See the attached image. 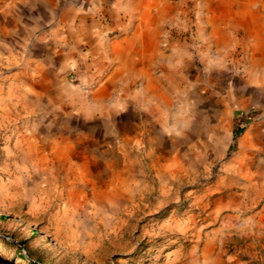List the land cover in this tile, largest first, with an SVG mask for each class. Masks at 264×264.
Instances as JSON below:
<instances>
[{
  "label": "rangeland",
  "instance_id": "rangeland-1",
  "mask_svg": "<svg viewBox=\"0 0 264 264\" xmlns=\"http://www.w3.org/2000/svg\"><path fill=\"white\" fill-rule=\"evenodd\" d=\"M124 1L0 5V264H264V148L241 142L264 64L191 0ZM143 3L146 52L116 70Z\"/></svg>",
  "mask_w": 264,
  "mask_h": 264
},
{
  "label": "crops",
  "instance_id": "crops-1",
  "mask_svg": "<svg viewBox=\"0 0 264 264\" xmlns=\"http://www.w3.org/2000/svg\"><path fill=\"white\" fill-rule=\"evenodd\" d=\"M33 1L34 0H0V5L5 6V8L1 9V11L5 13V16H7L5 18L10 19L13 14H17L18 10H20V6L26 5ZM120 3L123 5L125 3L127 5L131 4L124 0H82L84 7L81 12L85 15H92V13H96L102 17L104 14H114L118 12V6L121 5ZM184 4L185 3L182 1H176L172 4L166 3V13H175L177 15L176 21L182 22L185 14L189 12V10H185L183 8ZM190 4L192 7V19L203 20L206 23V26L203 27V30L206 31L207 37L220 38L223 36H235L236 31L240 30L242 31L240 36L247 38V41L245 42L246 52H248L250 50L249 48L252 47L253 38L251 35H249V29L247 30L240 24H237L236 21L243 20L244 24L247 26H252L254 23L261 24L264 29V21H261L264 20V0H191ZM90 5H95L98 9H89L88 6ZM157 12H160V10L154 11L153 14H157ZM153 29L155 30L154 26L150 27L151 31ZM260 39L258 40L256 48L258 54L253 60H255L257 63L264 64V36ZM254 140L256 141V146L262 143L264 148V119L257 122L255 128L248 126L243 130L241 142H245L247 144L246 146L248 147L253 145Z\"/></svg>",
  "mask_w": 264,
  "mask_h": 264
},
{
  "label": "bare ground",
  "instance_id": "bare-ground-1",
  "mask_svg": "<svg viewBox=\"0 0 264 264\" xmlns=\"http://www.w3.org/2000/svg\"><path fill=\"white\" fill-rule=\"evenodd\" d=\"M126 4V3H125ZM146 3H143V5L141 7H137V18L136 20H139V22L137 23V25L132 24V26L130 27V32L128 33V36L126 38H124L123 40H118L111 42L110 43V48H111V52L113 55V58L115 59V69L116 70H131L134 69L135 65L137 64V60L133 59L132 55H131V51H132V47L131 44L136 45L138 47H140V49L136 50L137 53H144L146 52L145 50V46L147 44V37H148V33H147V27L145 24V20H146V16H147V8H146ZM132 7V6H131ZM223 8V7H222ZM239 8V7H238ZM220 9V8H219ZM245 9V8H244ZM238 10V9H237ZM133 11V10H132ZM221 12V11H220ZM231 12V11H230ZM241 12V11H239ZM253 12V11H252ZM257 13V12H255ZM149 15V14H148ZM245 16V15H244ZM230 17V16H229ZM135 18V17H133ZM211 18V17H210ZM235 19V18H234ZM245 19V18H244ZM215 20V19H214ZM232 20V19H231ZM256 20V19H255ZM211 21V20H210ZM227 21V20H226ZM246 21V20H245ZM264 21V20H261ZM136 22V21H135ZM237 24H240L241 26H243L244 28H246L247 30L249 29V35L252 36L253 38V42H252V47H250L248 53H249V62L250 63V67L253 68L252 63L254 62L253 59H255L257 57V43L258 40L264 36V29L261 26V24H257L254 23L252 24V26H247L244 24L243 20H237L236 21ZM250 23V22H249ZM224 24V23H223ZM214 25V24H213ZM214 27V26H213ZM231 27V25H230ZM211 28V27H210ZM215 31V30H214ZM150 33V32H149ZM153 37V36H152ZM219 38V37H216ZM217 39H215L213 41L214 44L217 43L216 41ZM261 40V39H260ZM264 41V40H263ZM230 42V41H229ZM152 46V45H151ZM264 47V46H263ZM152 48V47H151ZM131 49V50H130ZM149 49V48H148ZM152 51V50H151ZM264 52V51H263ZM262 52V53H263ZM264 54V53H263ZM139 57V56H138ZM258 61V60H257ZM141 65V64H140ZM139 65V66H140ZM138 66V67H139ZM142 70V69H140ZM146 74V73H145ZM148 86V81L143 85V88ZM144 88V89H145ZM247 141V140H246Z\"/></svg>",
  "mask_w": 264,
  "mask_h": 264
},
{
  "label": "trees",
  "instance_id": "trees-1",
  "mask_svg": "<svg viewBox=\"0 0 264 264\" xmlns=\"http://www.w3.org/2000/svg\"><path fill=\"white\" fill-rule=\"evenodd\" d=\"M35 263H36V261H35Z\"/></svg>",
  "mask_w": 264,
  "mask_h": 264
}]
</instances>
